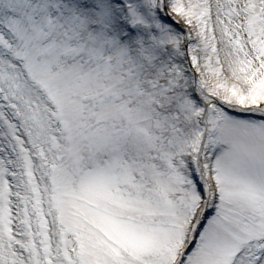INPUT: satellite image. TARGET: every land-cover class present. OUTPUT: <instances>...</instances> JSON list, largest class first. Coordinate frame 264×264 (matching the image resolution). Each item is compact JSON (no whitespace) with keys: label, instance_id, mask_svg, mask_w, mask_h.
<instances>
[{"label":"snow or ice","instance_id":"snow-or-ice-1","mask_svg":"<svg viewBox=\"0 0 264 264\" xmlns=\"http://www.w3.org/2000/svg\"><path fill=\"white\" fill-rule=\"evenodd\" d=\"M0 264H264V0H0Z\"/></svg>","mask_w":264,"mask_h":264}]
</instances>
